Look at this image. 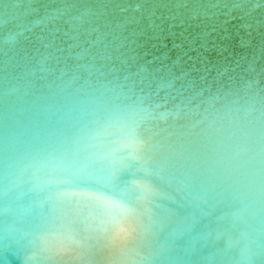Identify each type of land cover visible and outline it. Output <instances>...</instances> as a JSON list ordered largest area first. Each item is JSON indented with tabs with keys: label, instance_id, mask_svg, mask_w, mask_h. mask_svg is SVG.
<instances>
[{
	"label": "water",
	"instance_id": "water-1",
	"mask_svg": "<svg viewBox=\"0 0 264 264\" xmlns=\"http://www.w3.org/2000/svg\"><path fill=\"white\" fill-rule=\"evenodd\" d=\"M62 159L140 212L123 264H264V0H0V264H56Z\"/></svg>",
	"mask_w": 264,
	"mask_h": 264
},
{
	"label": "snow or ice",
	"instance_id": "snow-or-ice-1",
	"mask_svg": "<svg viewBox=\"0 0 264 264\" xmlns=\"http://www.w3.org/2000/svg\"><path fill=\"white\" fill-rule=\"evenodd\" d=\"M47 169L48 196L40 201L37 228L47 243V229L57 227L50 251L53 259H68L72 264H92L95 259L92 241L108 236L119 251V257H131L133 245L140 238V212L104 187L89 184L91 172L86 163L75 160L44 161ZM110 178H105L107 185ZM133 181V184H137ZM138 200L145 199L146 188L140 189ZM99 209L101 215L89 220L85 209ZM88 216H92L89 211ZM119 264L123 261L119 259Z\"/></svg>",
	"mask_w": 264,
	"mask_h": 264
},
{
	"label": "clouds",
	"instance_id": "clouds-1",
	"mask_svg": "<svg viewBox=\"0 0 264 264\" xmlns=\"http://www.w3.org/2000/svg\"><path fill=\"white\" fill-rule=\"evenodd\" d=\"M95 259L92 264H119V251L108 236H100L92 241ZM56 264H72L68 259H56Z\"/></svg>",
	"mask_w": 264,
	"mask_h": 264
}]
</instances>
